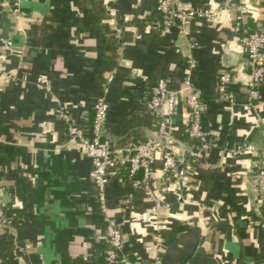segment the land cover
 Returning a JSON list of instances; mask_svg holds the SVG:
<instances>
[{"label": "crops", "instance_id": "crops-1", "mask_svg": "<svg viewBox=\"0 0 264 264\" xmlns=\"http://www.w3.org/2000/svg\"><path fill=\"white\" fill-rule=\"evenodd\" d=\"M0 1V200L8 222L0 225V264H104L106 222L92 165L58 110L87 137L103 99L104 142L126 149L155 132L145 104L159 79L170 87L189 80L206 106L202 127L212 146L174 177L164 176L156 154L150 197L132 191L124 171H109L107 217L120 230L123 257L131 264H264V201L250 183L264 149V82L256 104L246 106L250 77L234 31L238 5L246 23L264 25V0L226 8L223 0H183L212 19L168 29L155 14L159 0H19L18 14L14 0ZM223 69L235 104L218 97ZM166 121L172 141L189 149L181 100Z\"/></svg>", "mask_w": 264, "mask_h": 264}, {"label": "built area", "instance_id": "built-area-1", "mask_svg": "<svg viewBox=\"0 0 264 264\" xmlns=\"http://www.w3.org/2000/svg\"><path fill=\"white\" fill-rule=\"evenodd\" d=\"M13 13L18 14L19 0H14ZM234 0H223L222 7L234 6ZM3 2L0 1V8ZM238 15L234 20V31L238 34L239 44L242 46L246 59L244 67L249 73L250 81L246 94L245 105L253 107L259 99V90L264 82V25L259 22L254 23V30L250 31L245 27L246 21L244 11L241 6H237ZM156 10L160 14V25L162 29L172 26H184L187 21L198 19H212L213 14L205 9H186L183 0H159ZM189 51L195 48L194 43L189 44ZM186 68L189 72L196 67V60L192 53L185 57ZM230 71L223 69L218 73L217 94L218 97L230 104H235L234 94L229 90L231 81ZM46 89L49 91L50 86ZM182 101L188 111V122L185 132L192 142L188 152V158L200 159L206 151L210 149L209 133L202 127V116L206 106L201 100L198 92L186 79L181 87H170L164 80L159 79L150 89L149 97L146 101V109L154 120L155 132L152 134L157 140L147 137L144 141L136 142L126 149L110 150L104 142L103 123L106 106L103 99L99 98L93 107V119L89 128V136H83L80 131L68 123V116L58 110V117L66 125L68 138L76 145L83 147L92 165V177L98 191V208L106 222L105 242L103 252L104 264H131L122 255L123 242L120 230L110 223L107 213L108 207L105 202V185L108 180L109 171L120 174L124 171L130 179L132 191H141L146 197L152 195L150 188V177L152 165L156 154L161 156V171L164 176L174 177L180 175L178 166L184 157L182 146L173 145L170 132L167 127L166 117L175 114V107ZM165 110V112H164ZM248 150V146L236 149L238 154ZM255 172L250 176V183L264 201V149L260 150ZM132 197L128 193L127 199ZM158 204L150 209L148 216L156 215ZM6 205L0 200V225L7 226ZM160 228V223H156Z\"/></svg>", "mask_w": 264, "mask_h": 264}, {"label": "water", "instance_id": "water-1", "mask_svg": "<svg viewBox=\"0 0 264 264\" xmlns=\"http://www.w3.org/2000/svg\"><path fill=\"white\" fill-rule=\"evenodd\" d=\"M15 38H17V37H13V39H15ZM103 136H104V132H103ZM148 137H151V138H153L154 140H156L158 142V140L152 134H149ZM173 145H175L177 147H180L181 146L179 142H175V143H173ZM182 148L184 149V157H183L181 163L178 166V173L179 174L182 171L184 165L188 161V152H187V150L184 147H182Z\"/></svg>", "mask_w": 264, "mask_h": 264}, {"label": "trees", "instance_id": "trees-1", "mask_svg": "<svg viewBox=\"0 0 264 264\" xmlns=\"http://www.w3.org/2000/svg\"><path fill=\"white\" fill-rule=\"evenodd\" d=\"M155 14H156L159 18H161L159 12H158L156 9H155ZM160 20H161V19H160ZM245 27L248 28L250 31H253V30H254V24L246 23V24H245ZM152 87H153V86H152ZM202 117H203V116H202ZM185 138H186V140L190 141V139L188 138L186 132H185Z\"/></svg>", "mask_w": 264, "mask_h": 264}]
</instances>
